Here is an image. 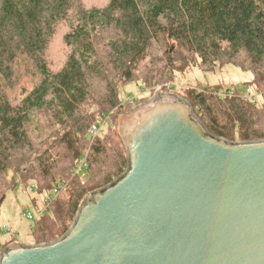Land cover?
Listing matches in <instances>:
<instances>
[{
    "label": "trees",
    "instance_id": "16d2710c",
    "mask_svg": "<svg viewBox=\"0 0 264 264\" xmlns=\"http://www.w3.org/2000/svg\"><path fill=\"white\" fill-rule=\"evenodd\" d=\"M57 38L67 52L54 68ZM229 65L251 72L249 85L264 93V0H0V210L19 182L39 195L62 185L33 227L36 244L62 237L86 196L130 166L118 118L150 98L123 103L120 85ZM219 93L185 97L209 133L264 140V102ZM99 117L117 124L104 137L90 134ZM82 160L84 181L75 174Z\"/></svg>",
    "mask_w": 264,
    "mask_h": 264
},
{
    "label": "water",
    "instance_id": "95a60500",
    "mask_svg": "<svg viewBox=\"0 0 264 264\" xmlns=\"http://www.w3.org/2000/svg\"><path fill=\"white\" fill-rule=\"evenodd\" d=\"M129 159L49 243L0 264H264V140L209 133L188 100L157 92L119 124Z\"/></svg>",
    "mask_w": 264,
    "mask_h": 264
},
{
    "label": "rangeland",
    "instance_id": "374dc122",
    "mask_svg": "<svg viewBox=\"0 0 264 264\" xmlns=\"http://www.w3.org/2000/svg\"><path fill=\"white\" fill-rule=\"evenodd\" d=\"M106 1L107 0H86L90 5L94 3L104 5ZM61 45V39L57 38L54 40L49 51V60L50 63L54 64V68L60 67L63 57L67 52ZM252 78L253 75L251 72L242 71L232 65L217 68L216 71L207 73L194 67L182 73H175L170 80L166 81V83H154L153 86H147L143 81L133 82L127 85H120L119 92L123 103L136 105L138 101L152 98L155 93L160 91L175 94L176 96L186 99V94L190 90H210L211 92L214 89H219L220 95H224V92L226 91L230 95H233L238 91L245 92V95H248L247 100L252 98L253 102L262 105L264 102V93L260 92L256 87L249 85L253 80ZM23 85L27 90H30L32 87V81L27 79L24 81ZM21 87L23 88L22 85ZM22 88H17L14 93L11 94V98L21 99L20 92ZM124 115L125 114L120 115L118 118V132L120 120ZM96 124L100 125L98 135L103 137L109 133L111 129L110 127L114 128V126H117L115 122L109 124L107 118L101 117L96 120L95 125ZM86 169L80 176L78 175L83 181L87 179ZM75 174L77 175V172ZM17 184V187L8 192L5 200L2 201L3 204L0 210V254L12 244H36L33 230L36 222L33 223L29 219V214L35 216L37 215L36 212L45 210V199L50 196V193L44 195L37 194L34 191L36 190L34 184H32L31 188L25 187L21 182ZM4 228H7L8 231L4 232Z\"/></svg>",
    "mask_w": 264,
    "mask_h": 264
},
{
    "label": "built area",
    "instance_id": "2783aa9c",
    "mask_svg": "<svg viewBox=\"0 0 264 264\" xmlns=\"http://www.w3.org/2000/svg\"><path fill=\"white\" fill-rule=\"evenodd\" d=\"M236 94L242 98H245V99H247V97H248V95H245L246 94L245 92L238 91ZM253 97H255V96H253ZM250 100L253 101L252 98H250ZM99 131H100V125L96 124L91 128L90 134L92 136H96V135H98ZM85 168H86L85 160H82L79 164L77 174H81L82 172H84ZM62 187H63L62 185H58L57 187H55L52 194H50V196L47 199H45V204H49L52 200H54L57 197L56 195H58V193L60 192ZM44 211L45 210L36 212L37 215H35V216L33 214H29V219L33 223L37 222L38 218L43 215ZM3 231L7 232L8 229L4 228Z\"/></svg>",
    "mask_w": 264,
    "mask_h": 264
}]
</instances>
